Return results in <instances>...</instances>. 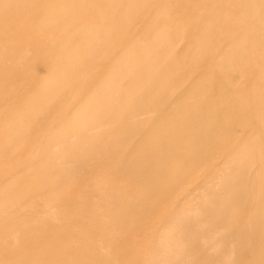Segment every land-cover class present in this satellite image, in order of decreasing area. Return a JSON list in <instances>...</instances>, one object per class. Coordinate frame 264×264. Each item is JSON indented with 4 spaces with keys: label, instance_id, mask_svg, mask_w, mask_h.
Wrapping results in <instances>:
<instances>
[{
    "label": "rangeland",
    "instance_id": "374dc122",
    "mask_svg": "<svg viewBox=\"0 0 264 264\" xmlns=\"http://www.w3.org/2000/svg\"><path fill=\"white\" fill-rule=\"evenodd\" d=\"M48 4L0 0V264H264V0ZM154 96L191 123L139 112ZM222 193L232 213L196 217Z\"/></svg>",
    "mask_w": 264,
    "mask_h": 264
},
{
    "label": "bare ground",
    "instance_id": "6f19581e",
    "mask_svg": "<svg viewBox=\"0 0 264 264\" xmlns=\"http://www.w3.org/2000/svg\"><path fill=\"white\" fill-rule=\"evenodd\" d=\"M37 1H40V2H44V5H45V3H46V8H47V11L48 10H51L52 9V6H54L53 4H48V1H50L51 2V0H37ZM59 1V0H58ZM65 1V0H64ZM85 1V0H84ZM245 1H247V0H245ZM251 1V0H250ZM57 3V2H56ZM252 3V2H251ZM31 4V3H30ZM23 5H27V4H23ZM62 5V4H61ZM63 7H64V5H63ZM62 8V7H61ZM63 9V8H62ZM243 9V8H242ZM246 9H248V8H246ZM252 9H254V7H252ZM257 9V8H256ZM58 10H59V8H58ZM57 13H60L61 14V12H57ZM97 15V14H96ZM217 15V14H216ZM56 16H57V14H56ZM60 15H58L57 17H59ZM61 16H63V15H61ZM176 16V15H175ZM102 17V16H101ZM119 17V16H118ZM259 17H260V14H259ZM61 18V17H60ZM13 19V18H12ZM100 19V18H99ZM121 19V18H120ZM116 20H119V19H116ZM120 21V20H119ZM207 21V20H206ZM117 22V21H116ZM122 22V21H121ZM123 23V22H122ZM125 24V23H124ZM246 25V24H245ZM251 26V25H250ZM255 27V26H254ZM253 27V28H254ZM158 31V30H157ZM159 31H160V29H159ZM208 33V32H207ZM233 33V32H232ZM204 34V33H203ZM253 34V33H252ZM183 35V34H182ZM226 35V34H225ZM239 36V35H238ZM245 36V35H244ZM252 39V38H251ZM235 42V41H234ZM257 43V42H256ZM260 44V43H259ZM175 46V45H174ZM260 46V45H259ZM207 47V46H206ZM236 47V46H235ZM226 49V48H225ZM258 50V49H257ZM210 51V50H209ZM237 54V53H236ZM193 55V54H192ZM222 57V56H221ZM216 63V62H215ZM188 66V65H187ZM113 68H115V67H113ZM75 70V69H74ZM217 70V69H216ZM69 75V74H68ZM231 75V74H230ZM259 76V75H258ZM262 78V77H261ZM199 79V78H198ZM236 81V80H235ZM183 82H184V80H183ZM145 83V82H144ZM178 84V83H177ZM197 84V83H196ZM236 84V83H235ZM48 86V85H47ZM52 86V85H51ZM172 86V85H171ZM46 87V86H45ZM44 87V88H45ZM49 87V86H48ZM43 88V89H44ZM172 87H170V84L168 83V84H162V85H158L157 86V88H156V90L158 89V90H160V89H163V90H165V91H163L162 90V93L160 92L159 93V95L161 94V95H163V94H165L166 93V91H168V89H171ZM135 89H136V87H135ZM138 89V88H137ZM42 90V89H41ZM155 90V91H156ZM157 90V91H158ZM139 91V90H138ZM170 91V90H169ZM172 91V90H171ZM194 91V90H193ZM140 92V91H139ZM209 92V91H208ZM42 93V92H41ZM61 93V92H60ZM155 93V92H154ZM103 94V93H102ZM167 94H168V92H167ZM194 94V93H193ZM190 95H191V93H190V91H189V89L187 90V91H185V92H183V93H181L176 99H177V101L179 102H181V101H185V99L186 98H189L190 97ZM165 96V95H164ZM154 97H156V96H154ZM254 97V96H253ZM158 97H156V99L155 100H153V101H149L147 104V107H144L143 108V106L140 108V111L139 112H141V113H143L144 111L145 112H147L146 110H150V111H152V110H155V111H158V112H162L161 114H162V119L163 120H165V119H167V115H166V113H168L169 111V109L167 110V109H163L162 111L160 110V108H159V106H160V98L159 99H157ZM164 98V97H163ZM53 99V98H52ZM149 99V98H148ZM98 100V99H97ZM152 100V99H151ZM162 100V99H161ZM237 100V99H236ZM47 101H48V99H47ZM143 101V100H142ZM146 101V100H145ZM167 102V101H166ZM255 102V101H254ZM175 103V102H174ZM173 103V104H174ZM130 104H132V103H130ZM203 105H205V107L207 106L208 107V101H203ZM219 105V104H218ZM226 105V104H225ZM237 105V104H236ZM245 105V104H244ZM243 106V105H242ZM218 107V106H217ZM120 111V110H119ZM217 111V110H216ZM32 112V111H31ZM176 113V112H175ZM237 113V112H236ZM16 114V113H15ZM144 114V113H143ZM149 114V113H148ZM187 114V113H186ZM206 114H207V112H206ZM256 115V114H255ZM14 116V115H13ZM132 116V115H131ZM137 116H139V115H137ZM171 116V115H170ZM187 116V115H186ZM224 116V115H223ZM113 117V116H112ZM188 117V116H187ZM194 117V116H193ZM205 117H207L208 119L210 118V116L208 117V116H205ZM169 118V117H168ZM171 118V117H170ZM169 118V119H170ZM172 118H176V120H178V121H180V122H183V121H190L188 118H181V117H176V114L173 116V114H172ZM171 118V119H172ZM195 118V117H194ZM194 118H192V120L194 119ZM197 118V117H196ZM195 118V119H196ZM206 118V119H207ZM226 118V117H225ZM19 119V118H18ZM118 119V118H117ZM162 119H160V121L162 120ZM206 119H204V121L203 122H205V120ZM217 120V119H216ZM225 119L224 118H218V120L217 121H219V123H216L217 121H213L212 120V122H215V126L213 125V128H211V129H209V130H207V132L208 131H211V130H213V132L211 133V132H208V135H215V134H223V132L225 133V129H224V127H225V125L223 124V123H221L222 121H224ZM28 121V120H27ZM134 121V120H133ZM168 121H170V120H168ZM202 121V120H201ZM29 122V121H28ZM137 122L138 123H141L140 121H138L137 120ZM163 122V121H162ZM165 122V121H164ZM163 122V123H164ZM167 123V122H166ZM188 123V122H187ZM190 123H191V121H190ZM193 123V122H192ZM199 122H197V124H198ZM261 123V122H260ZM263 123V122H262ZM136 124V123H135ZM200 124V123H199ZM198 124V125H199ZM214 124V123H213ZM226 124V123H225ZM229 124V123H228ZM131 125V124H130ZM163 125H165V123L164 124H155V125H153V127H152V129H155V130H157V129H160ZM170 125V124H169ZM188 125V124H187ZM190 125V124H189ZM126 126H127V124H126ZM180 126H182V125H180ZM204 126V125H203ZM229 126V125H228ZM234 126V125H233ZM139 127H140V125H139ZM173 127V126H172ZM199 127V126H198ZM202 126H200V128H201ZM208 127H210V124H209V126ZM91 128V127H90ZM116 128V127H115ZM230 128H232V127H230ZM230 128H228V129H230ZM92 129V128H91ZM90 129V130H91ZM122 129V128H121ZM183 129V128H182ZM202 129V128H201ZM206 129H208V128H206ZM205 128L203 129V131L204 130H206ZM143 130V129H142ZM173 130V129H172ZM176 130V129H175ZM196 130V129H195ZM264 130V129H263ZM170 131H171V129H170ZM203 131H201V132H203ZM85 132V131H84ZM197 132V131H196ZM207 132H206V135H207ZM78 133H79V131H78ZM200 133V132H199ZM228 133V132H227ZM202 134V133H201ZM175 135V134H174ZM181 135H183V134H181ZM52 136V135H51ZM177 135H175V137H176ZM222 136V135H221ZM90 137V136H89ZM109 137V136H108ZM175 137H173V139L175 138ZM179 137H180V135H179ZM202 137V136H201ZM205 137H207V136H205ZM205 137H203V139L205 138ZM211 137V136H210ZM215 137V136H214ZM182 138V137H181ZM180 138V139H181ZM208 138V137H207ZM203 139H202V141H203ZM80 140V139H79ZM84 140V139H83ZM207 140V139H206ZM201 141V142H202ZM209 141H210V139H209ZM249 141V140H248ZM59 142V141H58ZM61 142H63V141H61ZM79 142V141H78ZM200 142V141H199ZM205 142V141H204ZM207 142V141H206ZM80 143V142H79ZM175 143V142H174ZM178 143V142H177ZM208 143V142H207ZM206 143V144H207ZM246 143H247V141H246ZM190 144V143H189ZM188 144V145H189ZM258 144V143H257ZM71 145V144H70ZM104 145V144H103ZM176 145V144H175ZM82 146V145H81ZM196 146H198V145H196ZM208 146V145H207ZM175 147V146H174ZM206 147V146H205ZM76 148V147H75ZM69 149V148H68ZM197 149H199V147L197 148L196 147V149H190V150H187V151H183V152H180V153H175L174 155H173V157H172V159H173V165H171V164H167L166 162H163V161H161V160H159V163L161 164L160 165V167L162 168H166L167 170H166V172L167 173H165V174H161V176H158V177H156V182L157 183H160L163 187H162V189L163 188H165V186L166 185H170L171 183H174V182H176V181H181V180H183V178L184 177H187V176H189V171H190V169L191 168H194V167H196L198 164H200V162H201V158L202 157H200L199 155L201 154V153H199L200 152V150L198 151ZM44 150V149H43ZM43 150H41V151H43ZM49 150V149H48ZM74 150V149H73ZM72 150V151H73ZM148 150V149H147ZM238 150V149H237ZM253 150V149H252ZM71 151V150H70ZM157 151L158 150H156L155 148H153L152 150L150 149V150H148V152L150 153V154H147V156H146V160L148 161V162H154L153 161V159L155 160L156 158H158V157H154L153 156V154L154 153H157ZM206 151V153H208L207 152V150H205ZM78 152V151H77ZM151 152H153V153H151ZM71 153V152H70ZM202 153H204V152H202ZM69 154V153H68ZM256 155V154H255ZM202 156H203V154H202ZM67 157V156H66ZM230 157V156H229ZM255 158V157H254ZM31 159V158H30ZM66 159V158H65ZM158 160L156 161L155 160V162H158ZM64 163V162H63ZM196 165V166H195ZM213 165H214V163H213ZM233 167V166H232ZM82 170V169H81ZM207 172V171H206ZM205 172V173H206ZM60 173V172H59ZM210 173V172H209ZM61 174V173H60ZM249 177V176H248ZM253 178H254V176H253ZM247 179V178H246ZM260 179V178H259ZM154 181V180H153ZM235 181V180H234ZM201 182H202V186H201V183H199V180H196V181H194V183H193V189H198V188H201V187H204V185L206 184V182L204 181L203 182V180H201ZM248 182V181H247ZM246 182V183H247ZM263 182V181H262ZM235 184V183H234ZM239 185V184H238ZM264 185V184H263ZM226 186V185H225ZM230 186V185H229ZM235 186V185H234ZM228 187V186H227ZM232 187V186H231ZM231 187H230V189H231ZM259 188V187H258ZM229 189V190H230ZM237 189H238V187H237ZM246 189V188H245ZM263 189H264V187H263ZM224 190H227V188H225ZM231 191H232V189H231ZM241 191V190H240ZM247 191H249V190H247ZM258 191V190H257ZM235 192V191H234ZM241 192H243V191H241ZM244 192H246V191H244ZM264 192V191H263ZM158 193H161V191H159ZM236 193V192H235ZM238 193V192H237ZM259 193V192H258ZM243 194V193H242ZM242 194H239L238 193V195H242ZM232 195H233V192H232ZM243 195H245L246 196V193H244ZM242 195V196H243ZM258 195V194H257ZM224 195H223V193L219 196V197H217V196H213V200H214V203L216 204V203H218L219 204V208H213V209H210V210H204L203 211V213L202 214H197L196 215V217L197 218H199V217H202L204 220H206V219H210V220H212V219H214L215 217H217V216H219L221 219H223V218H225L226 216H228V215H226L227 213H226V210H227V208L228 209H230V212L232 211H234L235 210V204H234V200H230V201H226L225 202V199H224V197H223ZM262 196V195H261ZM261 196H259L260 198H261ZM231 197V196H230ZM241 197V196H240ZM230 199V198H229ZM264 205V204H263ZM263 208H264V206H263ZM227 211H229V210H227ZM231 212V213H232ZM258 212L256 211L255 212V214H254V216H258V217H263L264 216V211H260L259 212V214H257ZM231 217V216H230ZM264 223V222H263ZM204 232H207V229L206 228H204V230H202L201 231V235L204 233ZM193 234V233H192ZM205 235V234H204ZM260 240V241H262V240H264V235L262 234L261 236H258L257 238H256V240L255 241H257V240ZM228 240V239H227ZM230 240V239H229ZM228 243V242H227ZM254 247L256 248V250L257 251H255L256 252V254H259V255H262V256H264V244H262L261 246H260V244H259V246H258V242H254ZM194 248H196L197 249V247L195 246ZM211 251H216V252H218L219 250H217V248H214V249H211ZM180 252V251H179ZM209 252V251H208ZM254 252V253H255ZM220 253H221V251H220ZM260 257V256H259ZM193 262V261H192ZM198 262V261H197ZM196 263V262H195ZM196 264H200V262L199 263H196ZM203 264V263H202ZM249 264H263V262H253V261H250L249 262Z\"/></svg>",
    "mask_w": 264,
    "mask_h": 264
}]
</instances>
